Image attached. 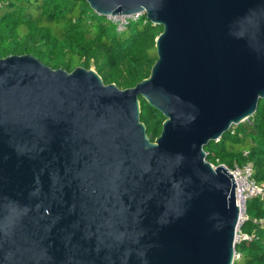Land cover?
Here are the masks:
<instances>
[{"label": "water", "instance_id": "obj_1", "mask_svg": "<svg viewBox=\"0 0 264 264\" xmlns=\"http://www.w3.org/2000/svg\"><path fill=\"white\" fill-rule=\"evenodd\" d=\"M84 1L144 12L157 59L128 89L0 59V264H234L235 183L204 148L264 100V0Z\"/></svg>", "mask_w": 264, "mask_h": 264}, {"label": "trees", "instance_id": "obj_2", "mask_svg": "<svg viewBox=\"0 0 264 264\" xmlns=\"http://www.w3.org/2000/svg\"><path fill=\"white\" fill-rule=\"evenodd\" d=\"M161 32L159 26L132 22L118 33L84 0H0V59L32 55L51 69H93L105 84L120 89L148 78ZM140 108V120L153 141L164 118L141 99ZM204 151L214 166L250 164L255 181L264 183V100L251 117ZM242 230L253 237L235 247L239 258L234 264H264V199L248 201Z\"/></svg>", "mask_w": 264, "mask_h": 264}, {"label": "built area", "instance_id": "obj_3", "mask_svg": "<svg viewBox=\"0 0 264 264\" xmlns=\"http://www.w3.org/2000/svg\"><path fill=\"white\" fill-rule=\"evenodd\" d=\"M114 27L116 32L122 33L129 26L130 23H141L146 25L150 23L144 12L133 15L123 16H108L106 18ZM151 24V23H150ZM229 174L232 176L235 183V200L239 210V220L235 230L234 245L235 247L243 241H250L252 235L245 233L242 230L244 223L247 220V203L251 199H264V183H258L253 178V170L250 164L243 166H233L228 168L224 165ZM213 168L216 166L212 165ZM239 258V254L234 253V262Z\"/></svg>", "mask_w": 264, "mask_h": 264}, {"label": "rangeland", "instance_id": "obj_4", "mask_svg": "<svg viewBox=\"0 0 264 264\" xmlns=\"http://www.w3.org/2000/svg\"><path fill=\"white\" fill-rule=\"evenodd\" d=\"M93 70V69H92Z\"/></svg>", "mask_w": 264, "mask_h": 264}]
</instances>
